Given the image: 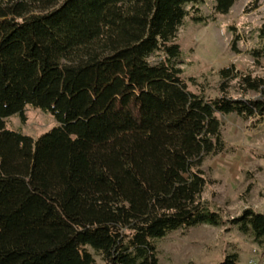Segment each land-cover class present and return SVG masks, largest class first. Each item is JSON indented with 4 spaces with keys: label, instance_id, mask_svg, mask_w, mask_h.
<instances>
[{
    "label": "trees",
    "instance_id": "trees-1",
    "mask_svg": "<svg viewBox=\"0 0 264 264\" xmlns=\"http://www.w3.org/2000/svg\"><path fill=\"white\" fill-rule=\"evenodd\" d=\"M201 1L0 0V264H158L154 238L225 222L264 248V212L227 220L202 198V159L226 145L219 116L264 120V78L225 67L240 96L187 88L172 40L185 16L207 19ZM257 36L259 64L264 15ZM26 106L56 124L35 138L9 128Z\"/></svg>",
    "mask_w": 264,
    "mask_h": 264
},
{
    "label": "rangeland",
    "instance_id": "rangeland-1",
    "mask_svg": "<svg viewBox=\"0 0 264 264\" xmlns=\"http://www.w3.org/2000/svg\"><path fill=\"white\" fill-rule=\"evenodd\" d=\"M249 1L235 0L227 13L212 16L215 0H202L197 6L207 19L194 21L189 15L184 17L172 41L180 47L177 64L189 90L213 97L224 82L231 96H240L238 78L220 76V69L225 67L264 78V60L258 64L248 53L259 45L257 28L264 15V0H258L255 9L245 12ZM190 6L186 4V8ZM234 33L239 36L237 52L230 48ZM161 56L160 51H155L148 60L156 64ZM261 95L260 91H250L244 99ZM23 112L25 122L13 114L6 117L7 126L35 138L56 124L51 115L37 108L26 106ZM219 117L226 145L222 151L202 159L200 167L207 179L202 198L227 220L246 207L264 212V120L234 113ZM153 243L158 264H217L230 253L237 254L238 264H264V248L228 222L178 228L154 238ZM94 259L92 264H103L99 255H94Z\"/></svg>",
    "mask_w": 264,
    "mask_h": 264
},
{
    "label": "built area",
    "instance_id": "built-area-1",
    "mask_svg": "<svg viewBox=\"0 0 264 264\" xmlns=\"http://www.w3.org/2000/svg\"><path fill=\"white\" fill-rule=\"evenodd\" d=\"M250 263H252V262H250Z\"/></svg>",
    "mask_w": 264,
    "mask_h": 264
}]
</instances>
